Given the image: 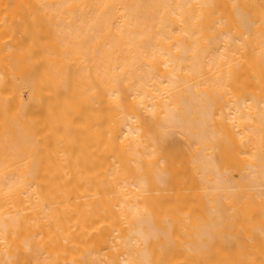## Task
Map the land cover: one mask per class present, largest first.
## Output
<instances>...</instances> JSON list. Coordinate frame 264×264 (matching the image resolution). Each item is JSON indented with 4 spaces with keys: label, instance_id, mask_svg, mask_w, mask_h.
Wrapping results in <instances>:
<instances>
[{
    "label": "bare ground",
    "instance_id": "1",
    "mask_svg": "<svg viewBox=\"0 0 264 264\" xmlns=\"http://www.w3.org/2000/svg\"><path fill=\"white\" fill-rule=\"evenodd\" d=\"M0 264H264V0H0Z\"/></svg>",
    "mask_w": 264,
    "mask_h": 264
}]
</instances>
